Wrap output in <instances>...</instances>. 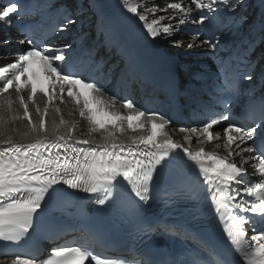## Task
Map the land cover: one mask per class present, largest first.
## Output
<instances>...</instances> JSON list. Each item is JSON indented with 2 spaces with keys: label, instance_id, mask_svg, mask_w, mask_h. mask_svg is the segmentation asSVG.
I'll use <instances>...</instances> for the list:
<instances>
[{
  "label": "snow or ice",
  "instance_id": "1",
  "mask_svg": "<svg viewBox=\"0 0 264 264\" xmlns=\"http://www.w3.org/2000/svg\"><path fill=\"white\" fill-rule=\"evenodd\" d=\"M120 4L122 11L113 14L99 0H66L59 5L63 21L53 24L43 41L24 33L22 26L25 39L19 44H27L28 48L17 52L14 61L0 66V125L8 123L4 116L7 113L12 120L27 121L28 131L22 135L40 134V138L25 144L14 142L11 137L0 140V242L18 246L33 233L60 240L75 231L103 241L116 223L125 222L141 236L160 233L184 246L179 251L141 253L138 264H264V227H257L264 225V96L258 98L252 126L238 125L232 111L245 87L243 81L251 83L257 78L261 57L252 60L251 54L258 43H264V11L258 38L250 32L249 38L234 48L230 38L245 25L252 29L246 11L248 0H189L187 6L166 2L163 7L154 0L151 7L134 0H120ZM260 4L264 8V0ZM52 7L45 0H35L31 8L21 0H0V26L12 27L14 15L23 19L22 13L37 14ZM157 10H172L174 14L157 16ZM125 13L137 18L138 33L129 29L126 21L130 18ZM93 18L94 37L91 31H83L85 21ZM165 20L168 22L163 23ZM189 20L199 26L191 39H173ZM158 38L174 48L213 49L217 53L213 57L215 72L210 73L203 64L193 68L172 62L156 72L150 71L156 63V53L150 45ZM11 42V37L0 41L5 46ZM101 49L109 53L116 50L123 67L109 66L100 55ZM220 52L227 55H219ZM33 65L39 66L43 86L35 82L39 80L36 72L30 75ZM242 65L249 70L241 71ZM258 75L264 83V67ZM113 77L117 85L150 82L166 100L196 93L191 96L195 100L206 94L210 103L222 106V110L214 112L205 103L206 116L197 120V126L178 129L185 134V143L191 144L195 137L201 145L192 151L174 141L167 130L172 121L162 111L137 106L116 91L109 94L106 83H111ZM78 86L89 90L88 97ZM37 94L44 97L43 114L36 104ZM65 95L87 122L90 139L73 141L78 124H69L62 116L51 129L46 127L50 105L56 101L65 103ZM17 101L23 115L12 117ZM30 104L40 115L38 125L31 119ZM55 111L61 114L59 107ZM99 113L107 119H97ZM224 122L227 126L222 131L214 130ZM61 126L66 129L64 133L60 132ZM49 134L55 139H47ZM94 134H99V141ZM221 139L226 154L205 150L204 144L214 141L215 148H221ZM177 150L187 158V167L199 169L202 183L189 182L180 171L169 174L179 156ZM236 157L240 158L239 164ZM250 169L253 176L259 177L257 180L248 179ZM161 188L162 195H154ZM61 197L66 198L63 209L56 207ZM84 203L99 207H94V214L89 216L83 212ZM156 206L166 210L164 216L144 221L145 214ZM73 207L80 208L83 214H71L68 209ZM54 212L61 215H53ZM65 216L74 222L72 226L64 222ZM221 226L234 253L231 249L221 253L211 243ZM249 230L257 233L250 239ZM233 254L237 257L235 262L228 258ZM11 264L127 262L120 257L102 258L86 243L73 240L54 244L43 254L38 252L27 258L17 255Z\"/></svg>",
  "mask_w": 264,
  "mask_h": 264
},
{
  "label": "bare ground",
  "instance_id": "2",
  "mask_svg": "<svg viewBox=\"0 0 264 264\" xmlns=\"http://www.w3.org/2000/svg\"><path fill=\"white\" fill-rule=\"evenodd\" d=\"M157 0H154V2L156 3ZM145 4H148L149 7L153 6V0H144ZM173 15V11L172 10H168L167 13L161 12L159 10H157L156 15L160 16V15ZM149 17H151V13H148ZM167 42V41H166ZM168 45H170L167 42ZM171 46V45H170ZM186 47H181L178 48L177 50H183ZM11 95L13 96V98L15 97V92L11 93ZM24 96L25 93H24ZM26 98V97H25ZM36 104L39 105L40 109H41V114H43V107H44V102H41V100L37 99L36 100ZM56 107H59L61 109V114L57 115L56 114ZM93 107H95L93 105ZM29 112L30 115L34 118V116H36V119L38 120L37 124H39V116H37L38 114L36 113V108L35 106H33L32 104L29 105ZM16 113V114H15ZM19 115L22 116L23 115V109L20 108L18 101L13 105V111L11 113V116L14 117ZM5 119L8 120V123L6 125H0V132H2L3 134L0 135V140H6L8 139L9 136H13V139L15 140H20V139H27L28 140H33L34 139V135L33 134H29L27 136L22 135V133L27 132L28 128H27V121L26 120H12L11 117L7 114L4 113ZM62 117H67V121L69 122V124L76 122L78 124L77 129L74 131V135H73V139L78 140V139H90L89 136V132H88V124L86 121L82 120V118L79 116L78 110L76 108V106L69 100L65 98V103L61 104L59 101H56L53 105H50L47 115L45 116V120L47 121L46 127L51 129V127L53 126V122L55 123H59L60 118ZM97 119L99 120H104L107 119V117L104 116L103 113H99L97 114ZM169 131V133L172 135L173 139L175 142L182 144L184 147H188L191 148L192 146H197V148L201 147V145L199 143L196 142L195 137H193V141L191 144H187L185 143L183 137H184V133H180V132H176V131H172L170 129H167ZM66 131V129L64 128V126L60 127V132L64 133ZM96 135V139L97 141H99V134H94ZM221 144V148L216 149L215 148V141L212 142L209 145L204 144V148L207 151H218L219 153L222 151H225L223 148V143L218 141ZM0 264H11L10 260H3L1 261Z\"/></svg>",
  "mask_w": 264,
  "mask_h": 264
},
{
  "label": "rangeland",
  "instance_id": "3",
  "mask_svg": "<svg viewBox=\"0 0 264 264\" xmlns=\"http://www.w3.org/2000/svg\"><path fill=\"white\" fill-rule=\"evenodd\" d=\"M16 114V113H15ZM15 116V115H14ZM37 116H39V115H37ZM67 119V117H63V119L64 120H66ZM39 119H40V116H39ZM33 120H35V122L37 123L38 122V120L36 119V116H34V118H33ZM67 121V120H66ZM38 125V124H37ZM0 263H1V261H0Z\"/></svg>",
  "mask_w": 264,
  "mask_h": 264
}]
</instances>
